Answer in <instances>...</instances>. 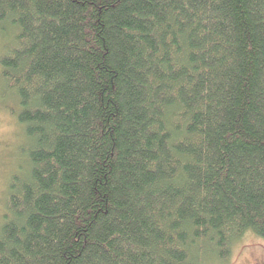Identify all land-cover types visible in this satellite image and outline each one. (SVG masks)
<instances>
[{
    "label": "trees",
    "instance_id": "trees-1",
    "mask_svg": "<svg viewBox=\"0 0 264 264\" xmlns=\"http://www.w3.org/2000/svg\"><path fill=\"white\" fill-rule=\"evenodd\" d=\"M0 37V264L264 242V0H0Z\"/></svg>",
    "mask_w": 264,
    "mask_h": 264
},
{
    "label": "rangeland",
    "instance_id": "rangeland-1",
    "mask_svg": "<svg viewBox=\"0 0 264 264\" xmlns=\"http://www.w3.org/2000/svg\"><path fill=\"white\" fill-rule=\"evenodd\" d=\"M2 44L0 37V49ZM16 133L17 126L14 124L13 115L0 110V212L5 176L15 163V157L11 158L9 154L14 150L12 146ZM224 264H264L263 240L252 234L243 236L232 245L230 257Z\"/></svg>",
    "mask_w": 264,
    "mask_h": 264
}]
</instances>
